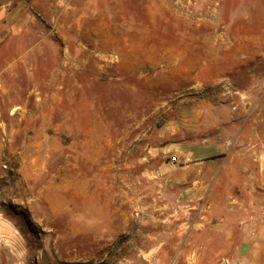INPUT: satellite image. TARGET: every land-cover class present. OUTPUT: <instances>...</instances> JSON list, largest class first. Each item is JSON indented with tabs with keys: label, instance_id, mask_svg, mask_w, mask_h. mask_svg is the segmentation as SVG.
Listing matches in <instances>:
<instances>
[{
	"label": "rangeland",
	"instance_id": "374dc122",
	"mask_svg": "<svg viewBox=\"0 0 264 264\" xmlns=\"http://www.w3.org/2000/svg\"><path fill=\"white\" fill-rule=\"evenodd\" d=\"M218 107L264 123V0H0V264H229Z\"/></svg>",
	"mask_w": 264,
	"mask_h": 264
},
{
	"label": "crops",
	"instance_id": "0c3cea01",
	"mask_svg": "<svg viewBox=\"0 0 264 264\" xmlns=\"http://www.w3.org/2000/svg\"><path fill=\"white\" fill-rule=\"evenodd\" d=\"M201 113H194L193 139L179 142L194 161L193 191L213 201L226 194L229 264H251V256L264 255V123L237 108L224 117L218 107L215 126L206 130Z\"/></svg>",
	"mask_w": 264,
	"mask_h": 264
},
{
	"label": "trees",
	"instance_id": "16d2710c",
	"mask_svg": "<svg viewBox=\"0 0 264 264\" xmlns=\"http://www.w3.org/2000/svg\"><path fill=\"white\" fill-rule=\"evenodd\" d=\"M30 1V0H29Z\"/></svg>",
	"mask_w": 264,
	"mask_h": 264
}]
</instances>
